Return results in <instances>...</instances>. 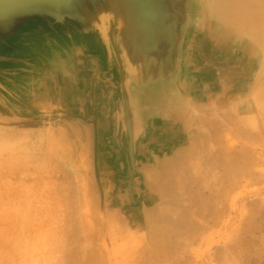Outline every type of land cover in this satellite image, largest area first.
I'll return each instance as SVG.
<instances>
[{
	"label": "rangeland",
	"instance_id": "rangeland-1",
	"mask_svg": "<svg viewBox=\"0 0 264 264\" xmlns=\"http://www.w3.org/2000/svg\"><path fill=\"white\" fill-rule=\"evenodd\" d=\"M197 9V14L204 15L206 0H198ZM263 9L248 24L260 38L255 50L256 75L252 81L237 83L235 69L225 67L223 80L229 94L215 100V110L207 117L214 173L207 184L212 193L203 199L202 208L183 209L185 192L178 208L159 206V199L154 198L162 186L159 177L152 179L154 193L142 194L136 149L131 192V161L122 131L118 133L124 140L123 161V155L113 152L117 156L100 164L96 146L88 151L89 169L79 175L74 166L77 139L65 126H56L68 121L60 113L74 109L58 102L54 107L45 106V99L31 100L15 87H7V96L0 93V103L8 112L30 118L26 115L43 110L48 114L40 119L50 125L44 132L0 129V264H264ZM208 12L218 26L216 9ZM237 19L244 22L246 18ZM246 24L229 28L220 23L223 31L235 36ZM202 53L209 59L206 50ZM103 57L106 59L104 50ZM114 67L117 78L103 80L96 111L106 110V88L120 87V67ZM32 68L23 79L34 77L35 64ZM117 93L108 115L115 125L121 120L120 89ZM5 110L0 107V114L9 115ZM142 133L141 127L136 143ZM125 172L127 175L120 176ZM168 179L165 186H172L173 180Z\"/></svg>",
	"mask_w": 264,
	"mask_h": 264
},
{
	"label": "crops",
	"instance_id": "crops-1",
	"mask_svg": "<svg viewBox=\"0 0 264 264\" xmlns=\"http://www.w3.org/2000/svg\"><path fill=\"white\" fill-rule=\"evenodd\" d=\"M196 2L198 4V0ZM206 4L208 9L201 12L204 15L197 14L179 75L173 84L157 94L147 96L142 103L143 133L136 143V157L142 169L139 181L141 192L148 195L154 193L151 190L152 179L159 177L161 191L156 192L154 198L157 197L159 202H155L159 206L162 203L165 208H178V200L184 192L187 202L181 206L183 209L190 211L204 206L203 199L212 193L207 186L208 178L214 173V159L209 154L213 140L207 134V117L215 110V100L219 101L229 94L222 70L232 66L235 80L243 84L252 81L257 72L258 55L255 50L256 42L260 41L257 32L254 30L252 35L251 31H241L235 36L223 31L220 22L214 26L213 20H210L208 11L209 8L212 12L215 9L213 0H206ZM50 48L53 49L51 55L33 60L36 67L33 78L5 79L0 76V93L7 96V87H15L14 90H18L20 95L26 93L31 100L57 101L68 106V109H74H64L66 112L60 114L66 115L68 121L56 126H65L77 139L78 152L74 160L79 166L73 162L79 175L89 169L91 156L88 151L96 149V146L100 164L117 154L120 157L123 155V161L124 140L118 133L123 128L108 120L111 99L117 98L119 86L115 90L106 86L107 91L103 95L107 98L106 110L103 113L101 107L96 111L98 103H101L102 85L106 80L117 78L118 70L114 67L117 63L109 67L103 57V45L96 36ZM203 50H206L209 59L201 56ZM46 67L49 68L44 69ZM219 112L222 113L221 110ZM45 114L48 112L40 110L37 114L26 116L39 120ZM45 124L46 129L32 131L50 130V125L47 122ZM124 175L127 173L120 176ZM164 176L173 180L172 186H165ZM177 240H181V236Z\"/></svg>",
	"mask_w": 264,
	"mask_h": 264
},
{
	"label": "water",
	"instance_id": "water-1",
	"mask_svg": "<svg viewBox=\"0 0 264 264\" xmlns=\"http://www.w3.org/2000/svg\"><path fill=\"white\" fill-rule=\"evenodd\" d=\"M263 3L253 0L242 10L248 11L244 14L236 10L219 15L214 7L220 23L226 24L221 17H230V25L238 28L245 21L247 27L252 25V19L261 15ZM197 8L196 0H0V76L24 78L34 71L35 58L52 54L50 47L96 36L109 67L115 60L120 67L121 120L116 124L122 126L128 143L132 192L136 139L142 122L137 111L147 96L166 89L179 75ZM257 9L259 12H254ZM239 17L246 19L242 22ZM0 107L5 110L1 103ZM5 111L9 115L0 114V129H46L43 120Z\"/></svg>",
	"mask_w": 264,
	"mask_h": 264
},
{
	"label": "bare ground",
	"instance_id": "bare-ground-1",
	"mask_svg": "<svg viewBox=\"0 0 264 264\" xmlns=\"http://www.w3.org/2000/svg\"><path fill=\"white\" fill-rule=\"evenodd\" d=\"M253 0H214V5L216 9L219 11V15H230L231 12H235L236 10L242 13L243 9H246L249 4H252ZM221 8L223 10H221ZM264 10V9H263ZM244 14V13H242ZM259 17V16H257ZM226 22V26L231 24V18L230 17H221ZM225 26V25H224ZM230 28V26H228ZM241 29V28H240ZM236 30V29H235ZM263 30V29H262ZM237 31V30H236ZM244 31L252 32V35L254 34V30H251L250 27H247ZM261 35V33H260ZM262 36V35H261ZM80 43V42H79ZM264 46V45H263ZM36 50H39L37 47H35ZM59 49V48H58ZM59 51V50H58ZM87 55V54H86ZM86 65V64H85ZM100 70V69H99ZM215 72V71H214ZM93 74V73H92ZM94 75V74H93ZM57 88V87H56ZM57 92V91H56ZM52 93V92H51ZM111 93V92H110ZM59 95V94H58ZM67 97V96H66ZM58 98V97H57ZM64 99V98H63ZM46 100V99H45ZM44 100V101H45ZM137 101V100H136ZM139 101V100H138ZM38 102V101H37ZM45 106L51 107V106H57V101L52 102L51 100L45 101ZM139 104V102H138ZM142 106V105H141ZM142 108V107H141ZM141 108L137 111L140 113ZM163 112V111H162ZM119 128V127H118ZM76 165V162H75ZM171 193V192H170ZM151 219V218H150Z\"/></svg>",
	"mask_w": 264,
	"mask_h": 264
}]
</instances>
